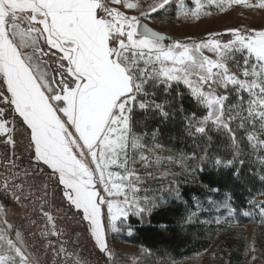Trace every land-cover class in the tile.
<instances>
[{"label":"snow or ice","instance_id":"obj_1","mask_svg":"<svg viewBox=\"0 0 264 264\" xmlns=\"http://www.w3.org/2000/svg\"><path fill=\"white\" fill-rule=\"evenodd\" d=\"M185 4L184 18L195 20L264 11V0H0V144L13 149L0 165L8 172L2 190L39 217L31 234L55 264L82 261L53 207L87 233L104 264H115L108 232L168 203L141 196L136 170L149 140L152 151L163 147L162 125L180 119L203 153L201 171L208 164L219 177L210 187L225 189V208L228 185L240 178L237 154L250 149L264 173V28L179 40L143 23ZM18 136L26 156L15 155ZM221 139L231 158L212 156ZM27 235L0 205V264H42Z\"/></svg>","mask_w":264,"mask_h":264},{"label":"rangeland","instance_id":"obj_2","mask_svg":"<svg viewBox=\"0 0 264 264\" xmlns=\"http://www.w3.org/2000/svg\"><path fill=\"white\" fill-rule=\"evenodd\" d=\"M181 2L182 0H173L175 5ZM185 10H188L187 4L184 8L169 7L166 12L154 13L151 21L145 20L143 23L171 39L179 40H199L209 31L223 32L226 28H264V11H213L211 16L195 20L185 19ZM148 143L149 150L145 153L147 159L140 161L138 156L136 163V170L145 181L141 196L147 195L152 200H167V204L180 206L181 212L175 221L176 224L183 228L194 227V239L201 241V247L204 248L202 253L189 257L193 260L192 264H264V214L260 207L264 205V173L261 172L257 157L251 154V150L244 149L240 159L247 165L246 174L259 181L263 193L250 198L246 208L239 211L231 202L226 208L222 206L225 194L206 188L199 196L191 195L189 200L185 201L181 196V186L192 187L198 184V175L202 172L200 157L186 156L174 147H157L152 151L151 140ZM177 193L179 199H175ZM159 208L162 207L155 209ZM54 213L56 214L55 211ZM189 215L191 220L185 223L184 217ZM127 221L123 224L118 222V231L108 232V242L115 256V264H160L164 261L126 242L125 237L132 235ZM67 247L70 252L73 251L69 244ZM76 257L80 259L77 253ZM80 260L82 264H87L83 259ZM170 264L183 263L176 261Z\"/></svg>","mask_w":264,"mask_h":264},{"label":"trees","instance_id":"obj_3","mask_svg":"<svg viewBox=\"0 0 264 264\" xmlns=\"http://www.w3.org/2000/svg\"><path fill=\"white\" fill-rule=\"evenodd\" d=\"M185 108L187 111H195L189 101H185ZM161 127L162 131L157 138L159 145L174 147L186 156L193 155V153L199 157L203 155L200 151V146L184 134L180 119ZM17 145L15 155L26 156L27 154L24 152L19 136L17 137ZM6 153L9 161L4 160ZM217 154L221 157L231 158L230 149L225 145L223 139L212 152L213 157ZM240 155L241 153L237 154L235 160V168L240 171V178L239 180L231 181L228 185L229 190L233 193L230 201L231 205L239 211L246 208L250 198L263 193L260 189L259 181L246 174L247 165L241 163ZM12 157V147L0 144V165H6L11 161ZM16 162L17 164L20 163L19 160ZM26 166V163L21 165L22 168ZM7 175L8 172L5 167L0 166V205L7 210L8 219L15 225L22 226L23 230L28 233L27 240L31 246L36 244V238L31 234L30 219H39V217L32 214L31 208L26 209L23 205L14 204L10 193H5L2 190L3 178ZM216 180H219V177L214 171H210L208 164H205L204 170L198 175V184L192 187L181 186V196L185 201H188L191 195L199 196L204 188L211 190V187L218 186L214 183ZM219 193L225 194V189L221 188ZM49 199L51 200V196ZM51 210L56 212L58 227L65 230L66 237H70L72 242L69 243V246L79 255L80 259L86 261L87 264H104L106 258L92 247L87 233L80 229L75 221L68 219L64 213L57 212L55 207ZM180 212L179 205L169 203L162 208L145 213L142 219L138 216H131L127 221V227L132 229V235L125 237L126 242L133 245L136 249L155 255L157 259L164 260L160 264H170L176 261H180L183 264H192L193 260L189 259V257L202 253L204 248L201 247V241L194 239V227L183 228L176 224L175 221L179 217ZM72 229H77L79 235L73 232ZM35 255L40 258L42 264H55V257L51 250L45 253L44 248L39 244H36Z\"/></svg>","mask_w":264,"mask_h":264},{"label":"water","instance_id":"obj_4","mask_svg":"<svg viewBox=\"0 0 264 264\" xmlns=\"http://www.w3.org/2000/svg\"><path fill=\"white\" fill-rule=\"evenodd\" d=\"M164 34V33H163ZM164 35H166V34H164ZM167 36V35H166ZM167 37H169V36H167ZM170 38V37H169Z\"/></svg>","mask_w":264,"mask_h":264}]
</instances>
